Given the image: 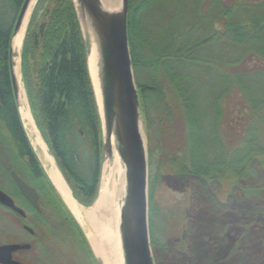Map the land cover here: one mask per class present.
I'll return each mask as SVG.
<instances>
[{
	"label": "trees",
	"instance_id": "trees-1",
	"mask_svg": "<svg viewBox=\"0 0 264 264\" xmlns=\"http://www.w3.org/2000/svg\"><path fill=\"white\" fill-rule=\"evenodd\" d=\"M154 1L128 0L127 35L144 131L153 130V137L147 133L150 245L178 257L193 228L181 205L156 200L166 176L190 183L189 208L211 211L197 187L206 186L222 208L219 213L232 199L264 230V0H182L194 8H174L164 33L148 39L139 26ZM23 2L0 0V164L8 159L33 177L95 264L43 173L17 111L10 42ZM20 75L37 128L73 198L91 206L98 193L102 138L71 0L36 1L20 50ZM217 262L211 257L206 264Z\"/></svg>",
	"mask_w": 264,
	"mask_h": 264
},
{
	"label": "water",
	"instance_id": "water-1",
	"mask_svg": "<svg viewBox=\"0 0 264 264\" xmlns=\"http://www.w3.org/2000/svg\"><path fill=\"white\" fill-rule=\"evenodd\" d=\"M32 1L24 0L10 42L11 83L17 102L19 90L13 60L15 56L20 60V53L18 50L13 51L12 43L22 29ZM71 1L86 52L88 74L100 120V181L114 153L123 173V188L117 202L120 264H155L149 234L147 145L127 35L128 0H115L114 5L105 4V0ZM45 151L67 186L46 146ZM11 176L22 195L37 208L36 192L15 173H11ZM70 195L73 198L71 192ZM0 203L18 213L22 212L1 190ZM76 221L96 263L104 264L92 249L82 225ZM27 247L18 244L0 245V264H21L12 259V253Z\"/></svg>",
	"mask_w": 264,
	"mask_h": 264
},
{
	"label": "rangeland",
	"instance_id": "rangeland-1",
	"mask_svg": "<svg viewBox=\"0 0 264 264\" xmlns=\"http://www.w3.org/2000/svg\"><path fill=\"white\" fill-rule=\"evenodd\" d=\"M146 8L139 27L146 34L145 37L151 39L155 36V39H157L159 35L164 33L170 13L174 8L194 7L185 6L182 0L178 4L175 0H156L147 5ZM187 19L191 23L193 21L192 14ZM144 33L142 32L143 35ZM18 52L20 53V49ZM19 68L20 60H18V72H20ZM18 79L20 80V75ZM20 86L21 90L19 92L24 93L21 80ZM149 131L151 137H153L151 128L144 131L146 145ZM189 184L187 179L183 177L166 176L157 189L156 200L164 206L181 205L185 210V214L189 216L193 229L189 232L188 239L185 241L186 250H184V254L174 257L163 249L152 250L153 257L157 258L155 264H206L211 257L218 260L217 264H264V230L259 229L258 221L253 220L250 215L241 214L237 209L240 206L232 199L225 202L228 207L227 210L219 213L222 208L217 202L210 199L208 188L206 186L201 187V185L197 187L198 191L200 190L205 197L204 204L209 210L217 212L219 215L201 207L199 209L189 208V202L187 201V198L190 197ZM91 206L84 207V209ZM249 206V203L243 204V208H249ZM67 209L69 210L68 207ZM2 215L5 216L4 219L9 217L6 212L0 209V242L14 237L24 239V233L21 229L17 231V228L6 227L2 224ZM83 221L85 223L84 232L90 231V226L85 220ZM53 224H55V228H58V222H53ZM55 236L51 235L52 241L47 243L38 241L39 244L34 245L31 254L22 255L21 259L30 264H76L77 259L80 264H90L87 262L85 253L83 251H80V253L74 246L76 242H73L74 244L70 243L63 235L61 237ZM53 250L54 253H52Z\"/></svg>",
	"mask_w": 264,
	"mask_h": 264
},
{
	"label": "flooded vegetation",
	"instance_id": "flooded-vegetation-1",
	"mask_svg": "<svg viewBox=\"0 0 264 264\" xmlns=\"http://www.w3.org/2000/svg\"><path fill=\"white\" fill-rule=\"evenodd\" d=\"M20 80H21V75H20ZM21 84H22V81H21ZM22 88H23L24 95L26 98V106H27L29 113H30V116L32 118L33 125H34L36 131L38 130L37 132L39 133L41 140L43 141L44 145L47 147V149L50 152V149H49L47 143L45 142V140L43 139L39 129L37 128L35 120L32 116V112H31V109H30V106H29V103H28V100L26 97V93H25L23 84H22ZM12 90H13V88H12ZM13 96H14V93H13ZM14 99H15V97H14ZM15 102L17 105V111H18L19 118H20V121L22 124V128H23L25 136L29 142V145H30L35 157L37 158L40 166L42 167V171L45 174V176L47 177L50 185L53 187V189L56 192V194L58 195L59 199L61 200V202L63 203V205L67 209L66 205L63 202L64 200L61 199L60 194L57 192V188L55 187L54 183L51 181V179L48 175L47 169L51 167V163L49 160H48V162L44 160V157H43L44 152L41 149V147L39 145L33 143L32 139H34V136L32 135V133L30 135V131H29L30 126L28 124L26 126V122H25L26 120H24L22 115H21L20 106L18 105L19 101L17 102L15 100ZM23 106H24V104H23ZM50 155H51V157H53L51 152H50ZM53 159H54V157H53ZM24 160H25V158H24ZM54 161H55V159H54ZM55 163H56V161H55ZM19 170H20L19 166L14 165L8 159H5V160L2 159V162L0 164V180H1L0 190L2 192H4L8 197H10L14 206L19 208L22 212L18 213L15 210H13L7 206L2 205L1 203H0V209L3 210L4 212H6V214L9 216V217H6V219H4L5 216L2 215V219H1L2 224L6 227L11 226V228H17V231H20V229H21V231H23V233H24V239H19L18 237H14V238H10L7 240H3L2 242H0V245H7V244L27 245L28 246L27 248L18 249L12 253V259L20 262L21 264H30V263L23 261L21 259V256L31 254L34 245L37 244L38 241L41 243L42 242L47 243L48 241H52L51 235H56L55 237H61L63 235L66 238V240H68L70 243L76 242V245H74V246L78 249L79 252L80 251L84 252L80 243L75 238L74 231L69 227L68 222L66 221L67 219L63 216H59L58 213L54 212L52 210V208L48 205V204H50L49 196L46 195L45 193H41L37 189L36 185L33 183V179H32L33 177H31L30 174H29V176L22 175L19 172ZM11 173H15L16 176L23 183H25L29 188L33 189L36 192L37 208L34 207L28 201V199H26L22 195V193L20 192L19 188L17 187L16 183L14 182V180L11 176ZM99 184H100V179H99V183H98V188H99ZM69 210L67 209V211L69 212L73 221L78 225L79 230H80V232L84 238L85 237L84 233L82 232L79 224L77 223L75 216ZM53 222L59 223L58 228H55L56 226H55V224H53ZM52 253H54V250L52 251ZM80 253H78V254H80ZM85 255H86V253H85ZM86 259L88 260L87 255H86ZM87 262L90 263L89 260ZM76 264H80L78 262V259L76 261ZM90 264H92V263H90ZM95 264H97L96 261H95Z\"/></svg>",
	"mask_w": 264,
	"mask_h": 264
},
{
	"label": "bare ground",
	"instance_id": "bare-ground-1",
	"mask_svg": "<svg viewBox=\"0 0 264 264\" xmlns=\"http://www.w3.org/2000/svg\"><path fill=\"white\" fill-rule=\"evenodd\" d=\"M35 2L36 0L32 1L22 29L13 40V51L19 50L21 46L29 15ZM104 2L107 5L116 4L115 0H105ZM13 61L15 62L14 75L17 78L18 89L20 91L21 86L20 80L18 79L20 75L18 72V59L14 57ZM23 94L22 91L18 92L21 115L23 119L26 120V126L27 124L30 126V135L32 133L34 136V139H32L33 143L39 145L43 152H45L43 157L44 160L48 162V160L50 161V157L47 155L45 145L33 125L32 118L26 106V99ZM106 169L108 170L100 182L97 199L96 201L94 200L95 202H93L94 204L90 208L86 209L71 197L68 187L60 178L53 165L47 169V172L68 208L80 222L82 227L84 228L85 224L83 220H85L88 226H90V231L87 230L85 233L94 252L102 258L104 264H120L117 202L123 188V173L119 166L118 157L115 153L112 155L108 165H106Z\"/></svg>",
	"mask_w": 264,
	"mask_h": 264
},
{
	"label": "crops",
	"instance_id": "crops-1",
	"mask_svg": "<svg viewBox=\"0 0 264 264\" xmlns=\"http://www.w3.org/2000/svg\"><path fill=\"white\" fill-rule=\"evenodd\" d=\"M44 155H45V152H44ZM50 163H51V161H50ZM51 166H52V164H51Z\"/></svg>",
	"mask_w": 264,
	"mask_h": 264
}]
</instances>
